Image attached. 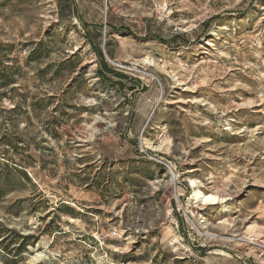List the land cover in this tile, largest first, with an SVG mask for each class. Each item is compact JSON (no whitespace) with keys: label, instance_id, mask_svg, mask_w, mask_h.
<instances>
[{"label":"rangeland","instance_id":"374dc122","mask_svg":"<svg viewBox=\"0 0 264 264\" xmlns=\"http://www.w3.org/2000/svg\"><path fill=\"white\" fill-rule=\"evenodd\" d=\"M0 188V264H264V0H0Z\"/></svg>","mask_w":264,"mask_h":264},{"label":"bare ground","instance_id":"6f19581e","mask_svg":"<svg viewBox=\"0 0 264 264\" xmlns=\"http://www.w3.org/2000/svg\"><path fill=\"white\" fill-rule=\"evenodd\" d=\"M176 176H174L172 178V181L175 182L176 181ZM195 184V182H193ZM202 195V193L197 192L196 196L197 198L200 197ZM203 202L205 205H210V204H215L217 202H219L220 200L223 201V199H221L220 197L216 196V195H210V196H202Z\"/></svg>","mask_w":264,"mask_h":264},{"label":"trees","instance_id":"16d2710c","mask_svg":"<svg viewBox=\"0 0 264 264\" xmlns=\"http://www.w3.org/2000/svg\"><path fill=\"white\" fill-rule=\"evenodd\" d=\"M99 57L101 58V61H102V63H103V65H104V67H102L101 68V70H99V72H100V74L102 75V76H105V74H106V70H107V63L105 62V60H104V57H103V55H102V53H99ZM2 189L0 188V199L2 198ZM20 249H17L18 251H19V253L21 254V253H25V252H22V250H24V247H19Z\"/></svg>","mask_w":264,"mask_h":264}]
</instances>
